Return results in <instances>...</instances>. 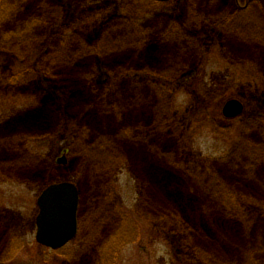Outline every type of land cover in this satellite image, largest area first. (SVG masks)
<instances>
[{"label": "rangeland", "instance_id": "1", "mask_svg": "<svg viewBox=\"0 0 264 264\" xmlns=\"http://www.w3.org/2000/svg\"><path fill=\"white\" fill-rule=\"evenodd\" d=\"M0 5V264H264V0ZM60 182L80 228L53 251Z\"/></svg>", "mask_w": 264, "mask_h": 264}, {"label": "water", "instance_id": "2", "mask_svg": "<svg viewBox=\"0 0 264 264\" xmlns=\"http://www.w3.org/2000/svg\"><path fill=\"white\" fill-rule=\"evenodd\" d=\"M242 110V104L231 99L224 104L222 114L225 118H234ZM78 201V189L71 182L50 184L40 193L35 219V240L38 244L58 249L74 238Z\"/></svg>", "mask_w": 264, "mask_h": 264}, {"label": "trees", "instance_id": "3", "mask_svg": "<svg viewBox=\"0 0 264 264\" xmlns=\"http://www.w3.org/2000/svg\"><path fill=\"white\" fill-rule=\"evenodd\" d=\"M149 1H153V2H156L157 4H162V3H164V2H167V1H169V0H166V1H158V0H149ZM10 7H11V5H10ZM13 8L15 9V5H13ZM126 13V12H125ZM13 14H14V12H10L6 7H2V5H0V23L5 19V18H7V17H12L13 16ZM12 15V16H11ZM124 17V16H123ZM122 18V17H121ZM12 19V18H11ZM13 20V19H12ZM135 21H133V23H134ZM32 23V22H31ZM31 23L30 24H28V31H27V34L30 32V30H34V26L33 27H30V25H31ZM1 29H2V26H1ZM16 29H15V27H14V29H12V26L10 27V31H15ZM8 31H6L5 30V28H4V30H3V33L5 34V33H7ZM4 34H3V36H4ZM12 34V36L14 35V33H11ZM10 34V35H11ZM29 36H31V35H29ZM55 37H56V35H55ZM55 37H53L52 39H53V42H55V44L57 43V41L55 40ZM52 42V41H51ZM50 46V45H49ZM81 52V51H80ZM89 76H91V75H89ZM138 76V75H137ZM91 79V78H90ZM2 80L0 79V82H1ZM159 87V86H158ZM99 95V94H98ZM99 96H101V98H103V95H99ZM115 103H118V102H115ZM68 151V150H67ZM165 154L166 153H162L161 154V157L163 158V159H165ZM205 169V171H206V168H204ZM201 170H203V169H201ZM194 171H196V170H194ZM207 172V171H206ZM191 181H193V183H195V182H197V180H195L193 177H191V179H190ZM202 192V191H201ZM208 195L210 194V191H208V192H206ZM206 194V195H207ZM207 195V196H208ZM44 248V247H43ZM45 249V248H44Z\"/></svg>", "mask_w": 264, "mask_h": 264}, {"label": "flooded vegetation", "instance_id": "4", "mask_svg": "<svg viewBox=\"0 0 264 264\" xmlns=\"http://www.w3.org/2000/svg\"><path fill=\"white\" fill-rule=\"evenodd\" d=\"M166 1V0H165ZM124 16V15H123ZM243 105H244V103H243ZM61 161V160H60ZM77 189H78V187H77ZM78 195H79V190H78ZM93 201H94V204L92 205L93 207H94V209L95 208H97L98 207V205H99V203H98V201L96 200V199H93ZM79 203H80V197H79V201H78V207H77V212H76V220H77V228H76V234H75V236H74V238H73V240L77 237V235H78V233H79V228H80V216H79V211H80V207H79ZM110 204H111V207L114 205L113 203H111L110 202ZM114 207V206H113ZM115 208V207H114ZM116 210V209H115ZM84 217H85V215H84ZM71 242V241H70ZM69 242V243H70ZM68 243V244H69ZM68 244H66L65 246H67ZM65 246H63L62 248H64ZM61 248V249H62ZM60 250V249H59Z\"/></svg>", "mask_w": 264, "mask_h": 264}]
</instances>
